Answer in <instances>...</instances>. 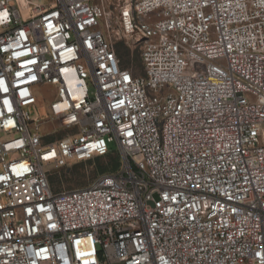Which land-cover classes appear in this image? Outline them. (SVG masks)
Here are the masks:
<instances>
[{"label": "built area", "instance_id": "2783aa9c", "mask_svg": "<svg viewBox=\"0 0 264 264\" xmlns=\"http://www.w3.org/2000/svg\"><path fill=\"white\" fill-rule=\"evenodd\" d=\"M0 264H264V0H0Z\"/></svg>", "mask_w": 264, "mask_h": 264}, {"label": "rangeland", "instance_id": "374dc122", "mask_svg": "<svg viewBox=\"0 0 264 264\" xmlns=\"http://www.w3.org/2000/svg\"><path fill=\"white\" fill-rule=\"evenodd\" d=\"M111 39L116 40L113 36ZM118 53L125 65H133L139 70L140 63L137 51L127 48L121 41L117 43ZM92 88V87H91ZM92 91V89H90ZM52 86L39 89L37 93V107L28 110L32 118H37L41 122V131L50 133L53 130L51 121H45L48 117L47 105L54 98ZM60 135V133H58ZM116 154L110 153L101 157H94L89 160L71 162L63 168L52 171L50 176V186L54 191L70 190L81 188L91 183L97 176L114 170Z\"/></svg>", "mask_w": 264, "mask_h": 264}, {"label": "trees", "instance_id": "16d2710c", "mask_svg": "<svg viewBox=\"0 0 264 264\" xmlns=\"http://www.w3.org/2000/svg\"><path fill=\"white\" fill-rule=\"evenodd\" d=\"M97 157H101V156H97ZM118 165H119V157L117 156V159L114 162V170L111 171V172H114L118 168Z\"/></svg>", "mask_w": 264, "mask_h": 264}]
</instances>
